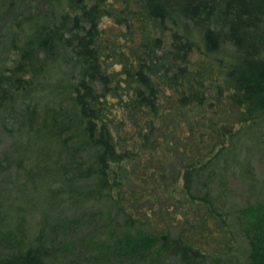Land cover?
I'll use <instances>...</instances> for the list:
<instances>
[{
    "label": "trees",
    "instance_id": "obj_1",
    "mask_svg": "<svg viewBox=\"0 0 264 264\" xmlns=\"http://www.w3.org/2000/svg\"><path fill=\"white\" fill-rule=\"evenodd\" d=\"M7 11L0 208L38 218L31 238L0 247V264H111L113 251L132 263L168 250L188 260L235 227L244 262L220 263L264 264L263 186L250 163L253 150L264 154V0H0V22ZM223 90L240 108L237 127L209 125L191 141L163 124ZM126 163L134 173L122 180ZM230 177L247 185L241 204L227 200ZM157 187L191 212L158 227L161 208L150 205L151 230L135 228L128 205L152 203ZM81 208L109 234L61 260Z\"/></svg>",
    "mask_w": 264,
    "mask_h": 264
},
{
    "label": "rangeland",
    "instance_id": "obj_2",
    "mask_svg": "<svg viewBox=\"0 0 264 264\" xmlns=\"http://www.w3.org/2000/svg\"><path fill=\"white\" fill-rule=\"evenodd\" d=\"M9 21L10 13L7 11L0 22V41L2 40L3 34L7 31L6 28ZM11 52L12 51H10V49L7 51L4 50L0 43V59L6 62V64H9V59L14 55V52ZM230 102L231 100L229 99L228 91L223 90L221 97H219L218 103L215 105L205 102L203 108L194 107L183 110L180 115L178 113V116L175 117V119L171 120L170 118L163 120V124H170V121H172L173 123H178V126H183L186 130L189 129L194 135L191 141H193L194 138L196 140V137L200 134H206V127L209 125L217 127L222 123H226L228 126L235 128L240 124V120L238 118L240 117L241 111L238 105H230ZM213 109H216V111H213ZM204 137H207V135ZM4 142L5 136L0 133V145H2ZM250 163L256 178L262 183L263 187L260 196L264 200V154L260 155L258 151L253 150L250 154ZM133 173L132 167L126 163L124 169L119 170L118 175L123 180V176L125 174L127 176H131ZM228 179L232 188V192L230 194V198L227 200H229V202L241 204L246 200V183L240 178L230 177ZM179 182L180 179L176 178V183L179 184ZM177 184L173 187L176 188ZM130 185L132 184H126L125 182H122L118 187L122 190H127ZM160 191L161 190L159 187H157V190L154 193V201L152 203L147 201H138V203H134V205L126 204L128 205V210L131 211V214L140 219L138 227L135 226V228L151 230L148 226H150L153 221H147L145 218H142L143 210L147 209L150 205H152L153 208H161V211L153 215V218L156 221L154 225H157L158 227H163L165 223H168L170 218L175 215L178 216V214L182 212H191L192 207L186 201V199H181L180 201L174 200L172 198L166 197L162 193L160 194ZM251 198L252 197H250L249 200ZM82 209L84 210V208L77 210L76 214H79ZM37 218L38 214L36 212L23 213L17 210L14 206L4 203L3 207L0 208V247L6 246L7 243L13 239V237L18 236L20 239L25 241L31 238L37 229ZM89 218L88 210H84V212L79 215L76 230L72 232L71 238L66 240V245L63 249L67 252L60 256L61 260H65L67 258V256L70 254V248L72 250V248L75 247L80 248L82 251L90 252L92 249L90 246L92 239H99L105 236L107 233L109 234L108 228L101 226L102 229L100 230L95 226L96 223H98V219L95 216H93L91 219ZM112 223L116 228H119L122 223L121 218L117 216V218ZM170 230L175 232L174 227H171ZM224 240L225 241L223 243H219V239L215 240V242H212L211 244L213 246H208L207 253H203L202 255L195 256L188 260L179 257L176 251L168 250L159 256H153L143 261L138 259L133 263L125 255H120L119 252L113 251L109 253V261L111 264H221V261H225L226 258H229L243 263L244 258L246 257L248 246L247 241L242 236V234H240L235 227L234 230L232 229L231 233H228L225 236Z\"/></svg>",
    "mask_w": 264,
    "mask_h": 264
}]
</instances>
